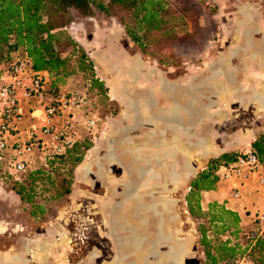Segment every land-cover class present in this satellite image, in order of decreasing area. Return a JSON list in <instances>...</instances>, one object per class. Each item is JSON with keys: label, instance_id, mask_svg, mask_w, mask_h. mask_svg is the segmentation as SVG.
<instances>
[{"label": "rangeland", "instance_id": "obj_1", "mask_svg": "<svg viewBox=\"0 0 264 264\" xmlns=\"http://www.w3.org/2000/svg\"><path fill=\"white\" fill-rule=\"evenodd\" d=\"M165 1L168 4L162 15L167 25L173 26L175 35L161 41L157 49L149 48L156 52L154 57L144 55L131 42L117 21L116 11L108 17L94 9L92 16L75 18L66 28L70 38L91 60L94 77L102 83V94L94 89L87 92L88 83L82 75L67 78L58 87V92L86 94L95 113L96 129L81 130L80 137L89 135L92 147L82 165L74 170L67 196L58 202L34 200L49 211L43 218H31L27 213L29 206L21 205L7 185L0 184V221L7 225L5 231L0 224L1 232L5 231L0 234V264H11L1 255L14 244L17 248L11 253L19 251L24 239L48 240L50 235L52 241L59 240L61 235L66 238L71 250L64 258L65 264L112 263L113 253L107 247L120 248L126 238H119L117 231L123 227L129 229L134 240L144 231L142 244L146 249L150 248L146 244L154 240V234L159 236L158 256L154 260L149 257L150 264L156 261L163 264L167 249H172L175 264H203L196 225L187 214L184 197L190 180L206 168L209 159L221 154L237 156L250 150L247 130L253 131L254 137L264 133V79L255 78L256 71L259 77H264V53L257 51L264 43V0ZM239 42L242 43L239 48L244 46L240 54ZM237 58L242 63L238 66L240 79L235 84ZM255 60L261 71L254 66ZM206 67L217 76L220 91L217 99L212 96L207 99L213 80L205 79ZM175 84L190 90L188 95L180 89L176 94L179 100L193 105L192 113L170 107L163 100ZM155 90L163 101L153 99ZM208 100L212 103L204 105ZM162 103L166 108L160 114L177 117L178 122L194 113L198 116L201 108L203 119L192 128L157 122L156 106ZM138 112L141 121L135 122ZM125 126L135 131L120 135L119 130ZM144 128L147 136L142 133ZM177 133L182 136L180 139ZM44 162L32 157L27 171L45 166ZM141 166L148 168L144 175L139 170ZM137 181L139 189L135 188ZM152 184L159 188L143 195L144 187ZM109 196L121 201L114 213V222L120 229L114 227L117 240L112 244L106 239H111L112 218L102 207ZM240 230L252 236L264 232V226L251 218ZM238 242L241 246L245 244L244 239ZM134 244L136 249H142L141 244L136 241ZM95 249L106 252L99 261L94 258ZM53 259L47 258L42 264H56ZM125 261L140 264L141 259L130 254Z\"/></svg>", "mask_w": 264, "mask_h": 264}, {"label": "trees", "instance_id": "obj_2", "mask_svg": "<svg viewBox=\"0 0 264 264\" xmlns=\"http://www.w3.org/2000/svg\"><path fill=\"white\" fill-rule=\"evenodd\" d=\"M167 4L165 0H0V74L2 66L25 55L31 70L46 76L51 93H57L67 78L82 75L88 83L87 92L94 89L102 94V83L93 75L91 60L66 28L75 18L92 16L94 9L108 17L116 11L117 21L131 42L144 55L154 57L156 52L149 48L157 49L161 41L174 34L173 26H168L162 15ZM91 147L89 135L80 137L61 154L47 157L45 166L30 169L18 179L0 170V184L5 183L21 205L29 206L31 218H43L49 211L34 200L58 202L67 196L74 170ZM250 151L264 169V133L250 143ZM235 157L221 154L209 159L206 168L190 180L184 197L187 214L196 225L203 264H223L238 257L249 264H264V232L252 236L242 232L237 213L222 204L210 202L205 210L200 207L201 192L215 188L217 169ZM240 239H244L243 246Z\"/></svg>", "mask_w": 264, "mask_h": 264}, {"label": "built area", "instance_id": "obj_3", "mask_svg": "<svg viewBox=\"0 0 264 264\" xmlns=\"http://www.w3.org/2000/svg\"><path fill=\"white\" fill-rule=\"evenodd\" d=\"M1 70L0 170L18 179L29 168L32 157L45 160L59 155L80 138L81 130L95 131V113L86 94L51 93L46 76L33 72L25 55L13 59ZM26 120L30 122L27 126ZM259 169L250 150L237 155L232 163L220 166L215 173L217 182L230 184L225 199L238 200L240 186L252 180ZM256 184L264 186V177H257ZM252 218L264 226V211L255 212ZM223 264L246 262L238 257Z\"/></svg>", "mask_w": 264, "mask_h": 264}, {"label": "crops", "instance_id": "obj_4", "mask_svg": "<svg viewBox=\"0 0 264 264\" xmlns=\"http://www.w3.org/2000/svg\"><path fill=\"white\" fill-rule=\"evenodd\" d=\"M250 30H252V29H250ZM240 44H242V43H239L238 45H240ZM243 47L244 46L242 45V47L237 49V53H239V54L242 53V48ZM245 60H247V59H244L243 61H245ZM254 62H255L254 66L260 70V68L258 67L257 61L255 60ZM241 63H242V61L237 62V65H236V68H237V73H236L237 74V78H236V80L240 79V72H239L238 66H241ZM243 65H242V67H243ZM257 72L258 71L255 72L256 74L254 73L255 74V78L256 79H264V77H259V73H257ZM263 75H264V73H263ZM127 89H129V88H127ZM143 91L148 92L149 90L148 91L147 90H143ZM152 94H153V99H155L156 97L159 98L158 90L157 91L156 90L153 91ZM159 101H163V100L159 98ZM155 106H156V104H155ZM156 108L165 109L166 105H163V103H162V105L160 107L156 106ZM126 119H127V116H126ZM29 124H30V122L28 120H26L25 121V126H27ZM144 127H146V125ZM154 130L155 129H153L152 131H154ZM132 131H135V130H132ZM132 131L127 132V134H130ZM156 131L157 130H155L154 133L158 134L159 132L156 133ZM145 132H146V129L144 128L142 133L145 136H147ZM247 132H248L247 135L251 137V140L248 141V146H250V143L254 140L255 137H254L253 131L251 132L250 130H247ZM177 135H178L179 139H180V137H182V136H179L180 134H178V133H177ZM145 136L142 138L141 141L144 142ZM139 137H140V134H139ZM139 137H138V139L140 140ZM127 138L131 141V137L127 136ZM82 163H81V165H82ZM257 177H264V169H262L261 167H260L257 175H255L252 178V180H250L249 182H247L245 184H242L240 186V198L236 202L229 201V200L227 201L225 199L226 187H225L224 183L223 182H216L215 188L213 190L206 191V192H201V194H200V207H201V209L205 210L207 204L210 203V202H216L218 204H222L226 209L237 213V215L239 216V219H240L239 227L241 229L243 223L244 222H249V219L252 218V216H253V214L255 212L264 211V186H262V187L257 186V184H256ZM135 188H136V186H135ZM144 188L145 189L143 190V195L147 196L146 193H151L153 191V189L155 190L156 188H159V186L152 184V185H150V186L148 185L147 187H144ZM118 198H120V196ZM120 204H121L120 200L110 199V196H109V199H107L105 202L102 203V207H106V209L108 210V214L111 215L112 219H111V221L110 220L109 221L111 222V228H113V229H114V227L117 226V223L114 222L115 209ZM0 224L5 228V231H6L7 225L5 224V222H1L0 221ZM15 229L13 231H16ZM17 229H20V228L18 227ZM4 232H0V234H2ZM118 235H119V238H120V236H122V234H118ZM107 236H108V234H107ZM110 236H111L112 242H115V240H117V238H116L114 233H110ZM51 237L52 236L50 235L48 240L47 239H44V240L36 239V240L32 241L31 239H24L25 243H23V245L19 249L20 252L17 251L15 253H11L13 250L15 251L16 248H17L16 244H14L12 247H9L6 250V252H4L1 256L6 261H9L11 264H25L26 262L31 263V264L32 263L42 264L43 262H46L47 258H51V259L54 258L55 259L54 262L56 264L58 262H63L65 264V259L64 258L69 255V251L71 250L70 246H69L70 249L67 248V245L65 243L66 242V238L64 237V235H61L59 240H54L53 239L54 241H52ZM107 249L112 251V253H113L111 262L113 264H119V261L117 262V260H118V256L120 254L123 256L122 251H120L119 248H118L119 249L118 250L117 248L114 249L113 247H111V248L107 247ZM95 250L96 251H95V254H94V258H96L98 261L101 258H103L104 255H106V252L104 254V252L101 251V250L100 251L97 250V249H95ZM74 253H76V252H74ZM118 253H119V255H118ZM24 254L28 255L27 259L23 258ZM62 259H63V261H62ZM112 263L109 262V263H105V264H112Z\"/></svg>", "mask_w": 264, "mask_h": 264}, {"label": "flooded vegetation", "instance_id": "obj_5", "mask_svg": "<svg viewBox=\"0 0 264 264\" xmlns=\"http://www.w3.org/2000/svg\"><path fill=\"white\" fill-rule=\"evenodd\" d=\"M207 68L208 67H206L205 69L207 70ZM212 72H213V70H212ZM213 77H212V73H208V75L206 76V78L205 79H207L208 81H210V80H213L214 79V77L217 79V76H216V74L213 72ZM212 78V79H211ZM236 78H237V76H236ZM218 81V80H217ZM236 82H237V80L235 81V84H236ZM213 83H214V80H213ZM191 84V83H190ZM193 84V83H192ZM192 84L190 85L191 87H192ZM217 87H218V85H217ZM219 93H220V91H215L214 90V88H210L209 89V96H207L208 98L207 99H209V97L210 96H212V97H214V98H216L217 99V95H219ZM211 104L212 103V101H210V100H208L207 101V103L205 104L204 103V105H207V104ZM200 111H201V113L199 114V117L201 116V118H200V120L201 119H203V114H204V112L202 111L203 110V108H201V109H199ZM196 112V111H195ZM195 113L193 114V116H192V118H190L192 121L194 120V118H195ZM191 120H190V122H191ZM199 120V121H200ZM189 124H191V123H189ZM191 128H192V126H190ZM140 184V183H139ZM136 188L137 189H139L140 188V186L139 185H137L136 184ZM117 228H119V227H116V229ZM120 229V228H119ZM111 230H112V233H115L116 232V230H115V228H114V231H113V229L112 228H110V232H111ZM118 232V234H122V236H120V238L121 239H123V238H126L122 243H121V245L120 246H118V247H120L119 249H120V251H122V254H123V256L120 254L119 255V253H118V260H117V262L119 261V264H135V262H126L125 260H126V258L130 255V254H133V255H135L136 257H138V256H140V259H141V261H140V264H150L149 262H151V261H149V257H153L152 259L154 260V259H156V257L155 256H158V254H157V249H158V240H160L159 239V236H157L156 234H154V240L152 241V242H150V243H148V244H146V245H149L150 246V248L149 249H146V248H144V244H142V240H143V238H142V236H144V234H143V232L141 233V234H138L137 235V239L136 240H134L129 234H130V231H129V229L128 228H126V227H123L122 229H121V231L120 230H118L117 231ZM117 235V234H116ZM106 239H107V242H111V244H112V241H111V239H109V238H107L106 237ZM135 241H136V243H138V244H141L142 245V249H136L135 248V246L134 245H136V244H134L135 243ZM111 246V245H110ZM118 249V248H117ZM118 249V250H119ZM146 252V253H145ZM144 253V254H143ZM162 262H163V264H175L176 263V261H172V249H171V251L169 250V249H167V252L165 253V255H164V257H163V259H162ZM153 264H160L158 261H156L155 263H153Z\"/></svg>", "mask_w": 264, "mask_h": 264}, {"label": "bare ground", "instance_id": "obj_6", "mask_svg": "<svg viewBox=\"0 0 264 264\" xmlns=\"http://www.w3.org/2000/svg\"><path fill=\"white\" fill-rule=\"evenodd\" d=\"M239 43H240V42H239ZM239 43H238V44H239ZM238 44H237V48L239 49ZM243 49H244V47L242 48V51H243ZM257 51H258L259 53H264V43L261 44L260 48H258ZM240 61H241V59H240V58H237V62H240ZM219 67L222 68L223 73H224V76H225V79H227V78H226V77H227V73H226L225 69L223 68L222 64H219ZM207 72H208V73H212V77L214 76L211 68H210L209 70L207 69ZM213 80H214V83H213V88H214V90H215V91H219V88L217 87V82H218L217 79L214 77ZM191 84H192V83H191ZM192 86H193V84H192ZM173 88H174V89H172V92L169 94V96H165V97L163 98V100H164V101L166 100V102H169L168 104H169L170 107H178V108L180 107V108H183V109L189 110V111L192 113L193 108H194L193 105L188 104V103H187L185 100H183V99H182V100H181V99L179 100V99L177 98V94H176L177 90L180 89L181 91H184V92H185V95H188L190 90H188L187 87L178 86L177 84L173 85ZM186 93H188V94H186ZM133 105H134V106L136 105V104H135V101H134ZM157 109H158V108H157ZM147 110H150V111H151V109H149V107H147ZM158 110H159V112H158V116H155V118H154L155 121H157V122H161V123L172 124V125H175V126L179 125V126H182V127H184V128H187V127H190V126L194 127V126L196 125V123H197V122L200 120V118H201V116L199 117V115H198V116H195V118H194L193 121L190 119V118H192V117H190L189 119L184 120V122H178V118H177V117L164 116V115L160 114V112L163 111L164 109H158ZM190 120H191V122H190ZM134 121H135V122H140V121H141V115L139 114V112H138L137 115L135 116ZM189 123H191V124H189ZM132 130H134V128H131V126H125L124 128L120 129L118 133H120V135H124V134H126L127 132L132 131ZM123 139H124V138H123ZM123 139H121V141H122ZM112 143L114 144V141H113ZM117 143H118V142H117ZM139 170H140V171L143 173V175H144L145 172H147L148 168L141 166V167L139 168ZM138 182H139V181H137V185H139ZM1 231H2V228H1V225H0V232H1Z\"/></svg>", "mask_w": 264, "mask_h": 264}]
</instances>
